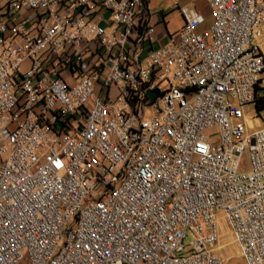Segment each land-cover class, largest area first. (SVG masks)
Instances as JSON below:
<instances>
[{"label": "built area", "instance_id": "obj_1", "mask_svg": "<svg viewBox=\"0 0 264 264\" xmlns=\"http://www.w3.org/2000/svg\"><path fill=\"white\" fill-rule=\"evenodd\" d=\"M207 2L0 0V264H264V0Z\"/></svg>", "mask_w": 264, "mask_h": 264}, {"label": "rangeland", "instance_id": "obj_2", "mask_svg": "<svg viewBox=\"0 0 264 264\" xmlns=\"http://www.w3.org/2000/svg\"><path fill=\"white\" fill-rule=\"evenodd\" d=\"M164 4L165 3L163 0H150V8L152 13H155L157 8H159V6H163ZM158 14L159 16H161L160 11H158ZM170 14H172L169 19L170 29H178L182 25V18L179 11L176 12V10H172ZM205 28L206 27H203L204 30ZM260 86L264 87V74L262 76ZM246 116L249 124L251 125L250 121H252L254 127V129L251 131H256L264 128V112L261 115H258L253 104L249 105L246 108ZM207 135L210 136L212 140H218V131L216 129L207 131ZM217 226L219 230V240L216 245V247L218 248L217 253L221 257L228 259V264H247L245 259L241 255V250L238 244L234 241V234L231 230V227L229 226L227 221L224 220L223 215L221 213H218ZM192 239L193 237L192 235H190L188 242L192 241Z\"/></svg>", "mask_w": 264, "mask_h": 264}, {"label": "crops", "instance_id": "obj_3", "mask_svg": "<svg viewBox=\"0 0 264 264\" xmlns=\"http://www.w3.org/2000/svg\"><path fill=\"white\" fill-rule=\"evenodd\" d=\"M163 1L165 4L163 6H159L156 12L152 13L150 8V0H145V8L149 14V19H148L149 24L155 26L156 28V42L153 44L154 47L158 46L161 43H164L170 37V35L176 34L181 30L183 26V19H182V25L178 29H170L169 27V23H170L169 19L172 15L170 14V12L172 10H176V12L179 11L178 8L179 6H183V5L193 6L206 18V23L200 27L199 29L200 31L204 30L203 27H208V25L211 22L210 8L207 0H178L177 4L175 3V0H163ZM158 11L161 12V16H159Z\"/></svg>", "mask_w": 264, "mask_h": 264}, {"label": "trees", "instance_id": "obj_4", "mask_svg": "<svg viewBox=\"0 0 264 264\" xmlns=\"http://www.w3.org/2000/svg\"><path fill=\"white\" fill-rule=\"evenodd\" d=\"M260 83L256 87V100L254 103L255 110L258 115H261L264 112V87H261Z\"/></svg>", "mask_w": 264, "mask_h": 264}]
</instances>
